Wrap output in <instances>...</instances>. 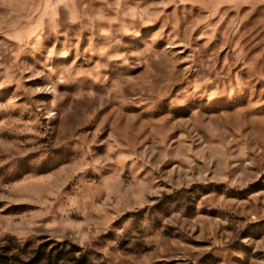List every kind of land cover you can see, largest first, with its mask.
I'll return each instance as SVG.
<instances>
[{
    "label": "rangeland",
    "instance_id": "obj_1",
    "mask_svg": "<svg viewBox=\"0 0 264 264\" xmlns=\"http://www.w3.org/2000/svg\"><path fill=\"white\" fill-rule=\"evenodd\" d=\"M8 264H264V0H0Z\"/></svg>",
    "mask_w": 264,
    "mask_h": 264
},
{
    "label": "trees",
    "instance_id": "obj_2",
    "mask_svg": "<svg viewBox=\"0 0 264 264\" xmlns=\"http://www.w3.org/2000/svg\"><path fill=\"white\" fill-rule=\"evenodd\" d=\"M2 249L0 248V264H8L9 258L7 256H4V254L1 252ZM40 259H34L32 262H28L25 264H38Z\"/></svg>",
    "mask_w": 264,
    "mask_h": 264
}]
</instances>
